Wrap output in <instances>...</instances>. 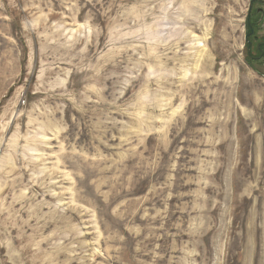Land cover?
<instances>
[{"label": "rangeland", "instance_id": "obj_1", "mask_svg": "<svg viewBox=\"0 0 264 264\" xmlns=\"http://www.w3.org/2000/svg\"><path fill=\"white\" fill-rule=\"evenodd\" d=\"M263 38L264 0H0V264H264Z\"/></svg>", "mask_w": 264, "mask_h": 264}, {"label": "flooded vegetation", "instance_id": "obj_2", "mask_svg": "<svg viewBox=\"0 0 264 264\" xmlns=\"http://www.w3.org/2000/svg\"><path fill=\"white\" fill-rule=\"evenodd\" d=\"M250 37V36H249ZM248 37V38H249ZM249 43V47L251 46V43L250 42H248ZM250 50H251V48H250ZM259 50H263L264 51V38H263V41H262V43L260 44V46H259Z\"/></svg>", "mask_w": 264, "mask_h": 264}, {"label": "water", "instance_id": "obj_3", "mask_svg": "<svg viewBox=\"0 0 264 264\" xmlns=\"http://www.w3.org/2000/svg\"><path fill=\"white\" fill-rule=\"evenodd\" d=\"M249 10H250V12H251V10H252V4H251V6H250V9H249Z\"/></svg>", "mask_w": 264, "mask_h": 264}]
</instances>
